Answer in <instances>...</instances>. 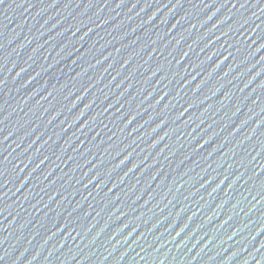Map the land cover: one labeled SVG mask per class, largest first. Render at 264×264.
Here are the masks:
<instances>
[{"label":"water","instance_id":"95a60500","mask_svg":"<svg viewBox=\"0 0 264 264\" xmlns=\"http://www.w3.org/2000/svg\"><path fill=\"white\" fill-rule=\"evenodd\" d=\"M0 264H264V0H2Z\"/></svg>","mask_w":264,"mask_h":264},{"label":"snow or ice","instance_id":"6c2138e0","mask_svg":"<svg viewBox=\"0 0 264 264\" xmlns=\"http://www.w3.org/2000/svg\"><path fill=\"white\" fill-rule=\"evenodd\" d=\"M0 2H2V0H0Z\"/></svg>","mask_w":264,"mask_h":264}]
</instances>
